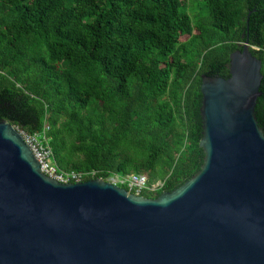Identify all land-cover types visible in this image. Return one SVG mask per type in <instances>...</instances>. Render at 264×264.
<instances>
[{
	"label": "trees",
	"instance_id": "trees-1",
	"mask_svg": "<svg viewBox=\"0 0 264 264\" xmlns=\"http://www.w3.org/2000/svg\"><path fill=\"white\" fill-rule=\"evenodd\" d=\"M246 41L264 131V0H0V119L48 125L65 170L161 180L156 198L199 170L201 75L229 77Z\"/></svg>",
	"mask_w": 264,
	"mask_h": 264
},
{
	"label": "water",
	"instance_id": "water-1",
	"mask_svg": "<svg viewBox=\"0 0 264 264\" xmlns=\"http://www.w3.org/2000/svg\"><path fill=\"white\" fill-rule=\"evenodd\" d=\"M229 57L201 75L199 170L156 198L47 176L0 119V264H264L261 61L248 41Z\"/></svg>",
	"mask_w": 264,
	"mask_h": 264
},
{
	"label": "built area",
	"instance_id": "built-area-1",
	"mask_svg": "<svg viewBox=\"0 0 264 264\" xmlns=\"http://www.w3.org/2000/svg\"><path fill=\"white\" fill-rule=\"evenodd\" d=\"M48 128V125H44L41 130L34 132H25L17 128L22 135L25 143L29 146L34 154V157L38 161L41 172L59 182L64 183L84 181L83 179L85 176H89L91 179L101 178L95 176V170H91L88 172H79L60 168L49 146V138L47 135ZM104 180L118 185L124 184L127 186L129 192L137 195H139L143 189L155 191L161 188L163 185V182L161 180L148 183V176L146 173H129L124 176L114 174L108 176Z\"/></svg>",
	"mask_w": 264,
	"mask_h": 264
},
{
	"label": "rangeland",
	"instance_id": "rangeland-1",
	"mask_svg": "<svg viewBox=\"0 0 264 264\" xmlns=\"http://www.w3.org/2000/svg\"><path fill=\"white\" fill-rule=\"evenodd\" d=\"M191 2V1H190ZM191 8H193V5L191 4Z\"/></svg>",
	"mask_w": 264,
	"mask_h": 264
}]
</instances>
